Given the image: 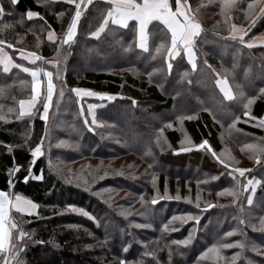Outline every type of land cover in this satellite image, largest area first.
<instances>
[{
	"label": "trees",
	"instance_id": "1",
	"mask_svg": "<svg viewBox=\"0 0 264 264\" xmlns=\"http://www.w3.org/2000/svg\"><path fill=\"white\" fill-rule=\"evenodd\" d=\"M1 1L0 48L31 69L39 62L21 50L43 57L55 84L46 114L45 91L22 115L32 77L0 65V190L38 205L36 216L14 214L19 264H264V47L246 44L264 35V0H232L227 9L225 0H187L202 28L195 68L183 49L168 57L171 33L160 21L148 25L147 51L137 46L135 21L123 28L109 19L93 36L111 7L104 0L84 10L71 44L59 42L78 0ZM28 10L39 18L27 20ZM234 25L248 27L244 43L232 39ZM204 140L215 157L195 147ZM225 189L235 195L219 194ZM19 230L28 234L22 242Z\"/></svg>",
	"mask_w": 264,
	"mask_h": 264
},
{
	"label": "snow or ice",
	"instance_id": "2",
	"mask_svg": "<svg viewBox=\"0 0 264 264\" xmlns=\"http://www.w3.org/2000/svg\"><path fill=\"white\" fill-rule=\"evenodd\" d=\"M19 0H11V3L13 5L17 4ZM68 3H75V0H67ZM91 0H89V3ZM109 4H111V7L108 10L107 16L104 19V22L97 28L96 32L92 33L93 36L98 37L101 32L104 31L109 19H111V22L115 25H119L123 28L129 27V21H135V29H136V39H137V46L141 49H144L145 51L148 50L147 47V41H148V25L152 21H160L168 30L169 33H171V46L167 48V55L169 58H174L175 56L179 55L180 50L183 49L185 54L188 57L189 63L192 64L193 68L196 67L194 62V52L193 47L195 44V38L200 35L202 28L200 23H198L194 16H190L188 14V10L186 9L187 0H175V11H173V8L171 4L169 3V0H107ZM232 7V0H225L223 8L227 9ZM252 5H249V8H251ZM77 11L75 12L74 16L71 19V22L68 25L67 32L63 38V43L65 44H71L74 43V37L76 36V30L79 18L81 16L80 11V4H76ZM4 14V8L0 6V15ZM27 17L29 19L33 17L40 16L39 13L33 12L31 10H28L26 13ZM43 19V17H40ZM233 30H235V26H233ZM49 39H54L53 33H49ZM232 39H236L235 36L232 37ZM240 42L244 43L243 36L240 37ZM4 41L0 40V44H3ZM11 47V45H9ZM164 45L161 44L159 47H157L156 52L161 53L164 49ZM248 47H252V44H248ZM21 54L23 55L24 59L30 60L31 63H35L36 60H41L43 57L36 55L35 53H28L27 55L23 54V50H21ZM0 63H4V71L7 72L9 70V66L13 65V61L11 57L7 55V53L4 52L2 48H0ZM49 63H52L49 61ZM205 63H207L205 61ZM17 68H21L22 65L15 64L13 65ZM168 68H172V64H168ZM22 70L26 73H30L32 77L33 82V96L31 104H34L37 100V98L40 96V92L38 91L40 87V73L43 72V75L47 78V86H46V96L45 101L43 103V109L44 113L46 114L49 110L50 103L52 101L55 84L53 83V73L50 71H45L41 68H27L23 67ZM57 78H59V69H57L56 73ZM217 85L220 88V90L224 93L225 98L232 99L233 97L230 94V90L228 88L227 82L224 80H217ZM73 92H75L77 95H80L81 93L89 96H100L101 99H103L106 94L101 93H95L91 90H82V89H72ZM262 93H264V89L260 90ZM61 95H63V92L61 91ZM108 99H114L115 97L108 96ZM256 99V97H250L247 100V103L244 104L245 108H248ZM22 106V112L21 114H24L23 111V105L24 101H21ZM135 103V101H133ZM91 107L89 106V111H91ZM245 116H249L248 112L244 113ZM191 118V117H189ZM41 119H46L45 115L41 116ZM239 119V117H237ZM251 119H257L256 117H251ZM93 122L95 120L93 119ZM259 123L261 127H264V118H259ZM198 149H206L208 152H210L214 157L216 156L215 151L211 148V145H209L207 140H204L201 142V144L195 146ZM251 147V146H250ZM183 151H187L189 149H181ZM41 146L37 145L35 149L31 151V156L34 158L33 163L35 162V158L38 155H41ZM219 160L220 158L217 157ZM221 163H224L223 160H220ZM19 166H17L12 171H18ZM234 172H238L241 176H244L245 172H247V169H234ZM230 176L233 174L232 172L228 173ZM42 175L36 176L35 179L40 180L42 179ZM25 182H27L28 177L26 176ZM258 183V181H257ZM249 185H253V181L249 180L248 184L245 185V188L247 189ZM11 181H9V187H11ZM252 192H255V187L253 185ZM219 194H229V195H235V193L231 192L228 189H225L223 193ZM199 199V197H197ZM253 202V198L251 195L248 196V204L251 205ZM153 203H156L155 200H153ZM14 208L19 213H26L28 215L32 214V210L38 208V205L35 204L31 200H25L22 199L19 195L15 197V200H12L9 193L0 190V254H4L11 249L15 248L18 251L22 250L17 244L11 243L13 239V233L12 229L16 228V225L12 223L11 219L9 218V210ZM83 211V210H81ZM84 215L89 216L90 219H95L94 217H91L87 212H83ZM175 219V218H174ZM187 219H193L191 215L187 217ZM195 219H199L198 217ZM243 223V221H241ZM233 233L228 232L226 233L227 236H231ZM28 234L23 232L22 230H19V235L16 237L17 240L22 241L25 236ZM238 243V242H237ZM225 248L232 247L231 244H224L222 245ZM124 251H127V248L124 249ZM3 264H9V261L7 260V257L5 256V259L3 261ZM17 264L19 262L17 261ZM120 264H124V261H121Z\"/></svg>",
	"mask_w": 264,
	"mask_h": 264
},
{
	"label": "crops",
	"instance_id": "3",
	"mask_svg": "<svg viewBox=\"0 0 264 264\" xmlns=\"http://www.w3.org/2000/svg\"><path fill=\"white\" fill-rule=\"evenodd\" d=\"M11 1V0H10ZM94 0H91V2L89 3V0H79V2L77 3V4H80V11H81V16H80V18H79V20L81 19V17H82V15H83V13H84V10L86 9V8H88V6L93 2ZM104 1H106L107 2V0H104ZM169 3L171 4V1L169 0ZM12 4V3H11ZM13 5V4H12ZM0 6H2V1L0 0ZM14 6V5H13ZM171 6H172V4H171ZM77 11V8H76V10H75V12ZM173 11H175V10H173ZM34 12V11H33ZM39 18V16L38 17H33V18H31V19H29L28 17H27V15H26V19L27 20H35V19H38ZM134 21V20H133ZM110 22H111V19H110ZM131 21H129V23H130ZM112 23V22H111ZM117 26H119V25H117ZM235 26V30H232V36H235L237 39H240V37L241 36H243V39L245 38V36L247 35V33H248V27L247 26H236V25H234ZM53 33V35H54V39H52V40H50L49 39V33ZM50 32H48V35H47V39H48V41H50V42H52V43H54V42H56V40H57V38H58V36H57V34L55 33V32H53V31H50ZM67 32V31H66ZM66 34V33H65ZM65 36V35H64ZM63 43V40H60V42L59 43ZM252 44V47H264V35H258V36H255V37H253L252 39H250L246 44L248 45V44ZM5 53H7V55L9 56V57H11V59H12V61H13V65H15V64H19L20 65V63H22V67L21 68H17V67H15V66H13V65H10L9 66V70L6 72V73H10L14 68H17V69H21L22 70V68L23 67H27L25 64V62H21V61H18L19 59L18 58H15L14 57V55L12 54V53H8V52H5ZM39 56V55H38ZM37 62H39V64H40V66L39 67H37V68H41V69H43V70H45V71H47L45 68H44V66H43V64H44V62H46V60L43 58V59H41V60H36V63ZM41 62V63H40ZM0 65L2 66V68H3V70H4V63H0ZM27 68H29V67H27ZM34 69V68H33ZM5 72V71H4ZM30 74V73H29ZM31 75V74H30ZM40 86L41 87H39V88H46V86H47V78L43 75V72H41L40 73ZM32 101V98L31 99H27V100H25L24 102V105H23V110H25L26 112H29L30 110H32L35 106H36V104L38 103V99L36 100V102L34 103V104H31V106H30V102ZM21 108H22V106H21ZM7 193H9V192H7ZM9 195L11 196V198H12V200H15V197L16 196H13L11 193H9ZM22 199H25V198H23V197H21ZM25 200H27V199H25ZM14 214H20V215H25V216H36L37 214H38V208H36V209H33L32 210V214L31 215H28V214H26V213H19V212H17L14 208H12V209H10L9 210V213H8V215H9V218L11 219V221H12V223H14L15 225H16V228H13L12 229V233H13V235H14V232L15 231H17L18 230V228H19V226H18V222L16 221V218H15V216H14ZM18 235H19V233H18ZM23 241V240H22ZM22 241H20V240H18V242H22ZM13 242V239H12V241H11V243ZM19 253L20 252H15V253H13L12 252V249L10 250V251H8V252H6V253H4V255H3V259H2V262H1V264H3V261H4V259H5V256L7 257V260L9 261V264H15V262L17 261V259H18V257H19Z\"/></svg>",
	"mask_w": 264,
	"mask_h": 264
},
{
	"label": "rangeland",
	"instance_id": "4",
	"mask_svg": "<svg viewBox=\"0 0 264 264\" xmlns=\"http://www.w3.org/2000/svg\"><path fill=\"white\" fill-rule=\"evenodd\" d=\"M77 2H79V0H78ZM186 9H187V8H186ZM188 14H190V13L188 12ZM65 33H66V32H65ZM65 33H64V35H65ZM64 35L61 37L62 40H63V38H64ZM61 44H62V42H61ZM105 55H106V54H105ZM107 58H108V60L110 59L109 57H107ZM122 59H123V58H121V60H122ZM38 91L40 92V95H41V93H42V96H44L43 93H45L46 89H45V88H39ZM79 96H81V94H80ZM98 98L100 99L101 97L99 96ZM105 98H106V97H104L103 99H105ZM105 100H113V99H105ZM128 121H129L128 119H124V118H122V119H120V124L126 125V124L128 123ZM138 141L141 143V141H140L139 138H138ZM140 143H136L135 146H136L138 149L143 150L144 146H142Z\"/></svg>",
	"mask_w": 264,
	"mask_h": 264
},
{
	"label": "built area",
	"instance_id": "5",
	"mask_svg": "<svg viewBox=\"0 0 264 264\" xmlns=\"http://www.w3.org/2000/svg\"><path fill=\"white\" fill-rule=\"evenodd\" d=\"M35 241V240H34ZM2 257H3V254H0V262H1V260H2Z\"/></svg>",
	"mask_w": 264,
	"mask_h": 264
}]
</instances>
